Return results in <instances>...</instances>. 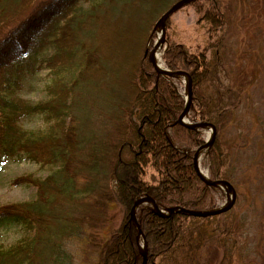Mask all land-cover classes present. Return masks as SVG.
<instances>
[{"label":"trees","instance_id":"16d2710c","mask_svg":"<svg viewBox=\"0 0 264 264\" xmlns=\"http://www.w3.org/2000/svg\"><path fill=\"white\" fill-rule=\"evenodd\" d=\"M79 1L0 0V70L25 59L27 73L45 69L49 79L44 97L34 102L16 93L19 80L0 82V163L28 160L48 170L45 177L27 173L11 180L13 186L31 185L36 191L32 199L0 205V228L22 230L12 243L0 244V264H66V259L69 264L65 247L72 239L87 241L97 252V264H140L128 215L135 197L149 194L161 209L217 207L213 187L192 166L201 133L175 122L184 108L173 84L177 79L157 74L144 53L167 0H90L89 6ZM217 3L188 4L200 14L205 43L225 23ZM129 23L135 27V45L115 47L102 37L106 29ZM214 40L207 59L205 51H191L171 39L162 61L170 71L191 77L187 116L216 127L206 153L208 178L227 180L220 132L233 118L243 82L224 91L212 85L223 35ZM43 45L50 52L36 58ZM35 116L42 122L35 128L20 123ZM114 205L120 220L109 226ZM231 211L163 218L139 207L135 214L147 246L146 264H203L201 250L209 246L206 259L216 258L212 243L216 248L226 243L218 219Z\"/></svg>","mask_w":264,"mask_h":264},{"label":"rangeland","instance_id":"374dc122","mask_svg":"<svg viewBox=\"0 0 264 264\" xmlns=\"http://www.w3.org/2000/svg\"><path fill=\"white\" fill-rule=\"evenodd\" d=\"M90 0L79 1L81 5L89 6ZM171 0L166 1L169 5ZM217 5L225 11L222 31L210 36L209 42L203 40V29H200L197 21L200 14L193 6L180 7L178 11L169 17L166 28L165 40L159 50V61L162 63L163 51L169 45L171 39L176 42H185L190 50L205 51L206 58L212 56L209 44L215 41L216 36L223 35V44L217 59V78L213 79L212 85H219L224 91L226 86L233 83L243 82L240 98L234 115L220 132V141L225 151V164L223 166L224 177L235 188V202L231 213L219 217L221 228H224L225 244L215 249L217 256L211 261L206 259L211 246L201 250V263L203 264H264V0H218ZM157 22V21H156ZM153 25V35L145 43L148 50L158 32L157 24ZM134 25L108 28L102 34L104 39L110 40L115 46L136 44ZM149 44V45H148ZM120 50H116L119 52ZM48 46L38 47L35 57L49 53ZM216 60V59H215ZM25 59L11 62L0 70V82L9 84L13 80H19V89L16 93L28 102H34L44 97L42 87L48 81V71L43 69L33 73H27ZM206 83V82H204ZM208 83V91L211 83ZM182 97L186 96V84L184 77L173 80ZM205 87V86H204ZM220 90V91H221ZM227 99V93L223 94V101ZM23 127L35 128L42 124L38 116L24 118L21 122ZM200 137L203 140L209 138L210 129L202 128ZM199 144V145H200ZM197 149V146H196ZM206 153L202 156L200 167L208 173ZM144 176L149 180L151 171L147 168ZM32 173L35 176L48 174V170L40 168L28 160H5L0 163V205L17 203L32 199L36 188L33 186H13L11 180L16 176ZM216 197V206L227 203L229 197L222 187H213ZM149 205L145 202L142 206ZM132 206V205H131ZM115 216L109 226H114L120 220L119 208L114 205L110 209ZM129 212V211H128ZM215 225V224H214ZM109 228V227H108ZM22 230L18 227L0 228V244L12 243ZM222 235L220 237H222ZM141 245L143 235H137ZM87 241L72 239L66 245L67 254L70 256L69 264H97V252L93 251ZM214 251V250H213ZM207 254V256H206ZM225 256V261L221 260ZM231 258V259H229ZM239 259V260H237ZM66 264L68 260L66 259Z\"/></svg>","mask_w":264,"mask_h":264},{"label":"water","instance_id":"95a60500","mask_svg":"<svg viewBox=\"0 0 264 264\" xmlns=\"http://www.w3.org/2000/svg\"><path fill=\"white\" fill-rule=\"evenodd\" d=\"M190 1H194V0H177L174 3H172L165 12H163L157 20V26H158V30L159 33L156 34V38L154 39V43L152 45V47L149 49L148 52H146L147 54V58L150 64H152L154 71L157 74H162L165 77H179V76H184L185 77V84H186V99L184 102V108L183 111L178 115V118L176 119V123L182 126H187L189 128L192 129H196V128H206V127H210L211 128V137L209 139H207V141H205L203 144L199 145L196 149V151L193 153L192 158V165H193V169L195 170L196 175L202 179L207 186H215V187H224L223 189L225 190V192L227 193V195L229 196V192H230V196L227 197L228 201L227 203L221 205V207L218 208H212L210 210H203V209H199V210H192V209H186L184 207L178 206V207H168L167 209L161 210L157 203H155V201L148 195L145 194L142 197H137L135 198V200L132 202V206L130 208L129 211V215H130V221L132 222L133 225H135V229L137 231L136 234V238H138L137 235H141V230H140V226L137 223V219H136V214L135 211L136 209L142 205L146 203L151 204L150 208L152 209L153 213L156 215H159L160 217L166 218L174 213H182L185 215H191V216H195V217H208L210 215H220L223 212L228 211L231 206L233 205L234 201H235V188H233L232 184L229 183L227 180L224 179H219V180H211L208 179L207 176H203V174L201 173V170L198 167V153L201 149H205L207 150V148L212 144L213 140H214V134H215V126L212 125L210 122H204V121H198L195 123H187L185 121V114L188 111L189 107H190V102L192 99V83H191V78L189 76L188 73H186L185 71H180V70H172L169 71L166 68H162L160 69L157 64H156V53L155 50H159L160 47L162 46V44L164 43V38H165V26H166V22L167 19L169 18V16L171 14H173L174 12H176L177 10H179L180 7L190 3ZM137 245L139 246V254L142 257V261L141 264H146L147 261V250H146V246H145V241H144V237L142 240L141 245H139L137 243Z\"/></svg>","mask_w":264,"mask_h":264},{"label":"bare ground","instance_id":"6f19581e","mask_svg":"<svg viewBox=\"0 0 264 264\" xmlns=\"http://www.w3.org/2000/svg\"><path fill=\"white\" fill-rule=\"evenodd\" d=\"M158 31V33H159V30H157ZM159 50H155V53H156V64H157V66L160 68V69H162L163 68V65H162V63H160V61H159V57H158V55H159ZM205 152H206V150L205 149H201L200 151H199V153H198V156H197V158H198V166H199V169L201 170V173L203 174V176H206L207 175V172L205 171V170H203L201 167H200V161H201V157L202 156H204V154H205ZM224 188V187H223ZM225 189V188H224ZM229 194V196H230V192L228 193Z\"/></svg>","mask_w":264,"mask_h":264}]
</instances>
